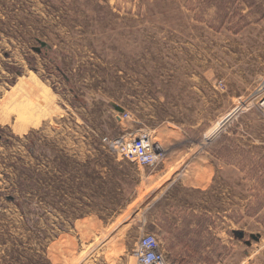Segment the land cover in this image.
Returning <instances> with one entry per match:
<instances>
[{
  "label": "rangeland",
  "instance_id": "1",
  "mask_svg": "<svg viewBox=\"0 0 264 264\" xmlns=\"http://www.w3.org/2000/svg\"><path fill=\"white\" fill-rule=\"evenodd\" d=\"M263 94L264 0H0V264H138L157 231L151 176L182 137L238 148L205 226L190 227L202 196L171 190L177 238L213 240L221 212L226 251L165 246L170 263L264 264ZM143 130L165 149L157 167L105 148Z\"/></svg>",
  "mask_w": 264,
  "mask_h": 264
},
{
  "label": "crops",
  "instance_id": "2",
  "mask_svg": "<svg viewBox=\"0 0 264 264\" xmlns=\"http://www.w3.org/2000/svg\"><path fill=\"white\" fill-rule=\"evenodd\" d=\"M264 122V121H263ZM225 138L208 139L202 137L200 139L193 138H176L172 139L169 151L171 156H168L167 163H163V168L151 176L155 189V209H156V236L161 239L166 248L171 251L173 256L177 257H214L222 255V246L224 251L227 249V232H222V214L219 212V217L214 218L216 231H214L213 240H205V229H201L203 237L200 239H190L180 237L177 238V228L179 233L183 232L184 227H188L186 212H182V207H179V216L176 215L175 197L171 190L179 183L186 191H191L201 195L199 202L203 205L200 210H194V213L198 215L196 223L191 225L192 229L197 225L205 226L206 214L211 216V202L212 196H219L221 199L222 185L220 179L225 177L228 173V165L226 162V151L229 149L237 150L238 145ZM264 145V144H263ZM174 146L177 148L174 149ZM228 146V150L227 147ZM243 147L242 144H240ZM173 147V148H170ZM242 151V148H240ZM176 156V157H175ZM175 157V158H174ZM181 158H187L186 165L181 171H174L171 174L169 168L173 164H178V161H182ZM232 171V170H231ZM230 172V171H229ZM178 179L180 181L178 182ZM209 205V210L206 211L204 207ZM185 209V208H184ZM224 209H226L224 207ZM226 214L223 218V225H226ZM203 216V217H201ZM209 221L208 232L212 231L211 218H207ZM218 246V248H213ZM217 254V255H216Z\"/></svg>",
  "mask_w": 264,
  "mask_h": 264
},
{
  "label": "built area",
  "instance_id": "3",
  "mask_svg": "<svg viewBox=\"0 0 264 264\" xmlns=\"http://www.w3.org/2000/svg\"><path fill=\"white\" fill-rule=\"evenodd\" d=\"M258 109L264 118V94L258 103ZM121 116V120H126L130 115L123 113ZM223 122L221 123L222 126ZM103 142L107 151L123 157L138 167H157L165 159L164 148L153 142L150 132L146 130L139 131L130 137L105 138ZM135 256L138 264H171L164 244L156 235L143 236L138 242Z\"/></svg>",
  "mask_w": 264,
  "mask_h": 264
},
{
  "label": "water",
  "instance_id": "4",
  "mask_svg": "<svg viewBox=\"0 0 264 264\" xmlns=\"http://www.w3.org/2000/svg\"><path fill=\"white\" fill-rule=\"evenodd\" d=\"M41 45H42V47H45V43L41 42ZM231 117H232V116H228V117L226 118V120L223 122V125H224L225 123H227V122L231 119ZM9 200H10V201H15V199H14L13 197H9Z\"/></svg>",
  "mask_w": 264,
  "mask_h": 264
},
{
  "label": "bare ground",
  "instance_id": "5",
  "mask_svg": "<svg viewBox=\"0 0 264 264\" xmlns=\"http://www.w3.org/2000/svg\"><path fill=\"white\" fill-rule=\"evenodd\" d=\"M158 144V143H157ZM164 151H165V149H164Z\"/></svg>",
  "mask_w": 264,
  "mask_h": 264
}]
</instances>
